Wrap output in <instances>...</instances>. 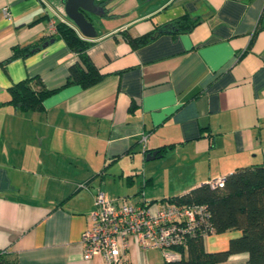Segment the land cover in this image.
Masks as SVG:
<instances>
[{
	"label": "crops",
	"instance_id": "1",
	"mask_svg": "<svg viewBox=\"0 0 264 264\" xmlns=\"http://www.w3.org/2000/svg\"><path fill=\"white\" fill-rule=\"evenodd\" d=\"M103 7L113 24H99L89 38L74 28L105 72L81 87L64 84L76 53L47 29L50 18L74 27L58 0H0V248L16 264H101L98 255L84 259L80 243L96 188L159 200L264 152V0H105ZM182 14L195 20L188 30L156 32L135 48L119 32L140 34ZM38 38L53 40L4 61L12 46ZM34 75L58 87L42 107L8 102L7 86ZM237 233L206 235L205 248L223 249ZM143 252L129 247L128 264H151ZM244 258L233 253L217 264Z\"/></svg>",
	"mask_w": 264,
	"mask_h": 264
},
{
	"label": "trees",
	"instance_id": "2",
	"mask_svg": "<svg viewBox=\"0 0 264 264\" xmlns=\"http://www.w3.org/2000/svg\"><path fill=\"white\" fill-rule=\"evenodd\" d=\"M104 5L105 0H98ZM102 15H111L102 11ZM194 19L186 14L179 15L167 22L155 25L140 34L132 35L126 29L119 31L131 48L148 42L154 32L184 31L193 24ZM49 36L61 37L68 47L76 53V59L67 67L64 84L76 83L81 87L91 85L105 74L90 59L87 48L90 41L79 36L75 29L62 20L55 21V32ZM47 39H36L22 45H14L4 59L26 55L45 44ZM34 80L38 85L32 86ZM58 87L47 88L37 75L21 78L9 86L8 102L21 110H37L42 107V99ZM162 145L158 151H162ZM117 196V195H116ZM114 197V196H110ZM176 203H202L208 211V221L214 232L237 230L238 233L227 238L226 247L207 250L205 235H191L180 246L181 256L175 259H161L151 264H217L228 255L244 252L240 264H264V152L258 162L235 167L223 176L222 186H211L207 181L199 183L184 192L163 197ZM0 264H16L14 254L0 248ZM128 264L127 260L126 263Z\"/></svg>",
	"mask_w": 264,
	"mask_h": 264
},
{
	"label": "built area",
	"instance_id": "3",
	"mask_svg": "<svg viewBox=\"0 0 264 264\" xmlns=\"http://www.w3.org/2000/svg\"><path fill=\"white\" fill-rule=\"evenodd\" d=\"M8 17L7 7L2 6ZM55 32V20L47 21ZM209 185L222 186L223 176L210 178ZM78 186L85 187L84 183ZM213 232L208 211L202 203H176L166 199L127 200L126 195L106 196L96 188L92 208L80 232L82 257L98 255L101 264H124L129 247L137 252L155 249L164 259L181 256L187 237Z\"/></svg>",
	"mask_w": 264,
	"mask_h": 264
},
{
	"label": "water",
	"instance_id": "4",
	"mask_svg": "<svg viewBox=\"0 0 264 264\" xmlns=\"http://www.w3.org/2000/svg\"><path fill=\"white\" fill-rule=\"evenodd\" d=\"M62 5L64 14L71 20L74 27L84 37H93L96 34L95 25L93 21L94 16H101L104 7L94 0H58ZM156 32L153 34L155 35ZM49 38L47 41H52ZM45 41V44L47 43ZM156 155V149L151 150L145 154V158H152Z\"/></svg>",
	"mask_w": 264,
	"mask_h": 264
},
{
	"label": "rangeland",
	"instance_id": "5",
	"mask_svg": "<svg viewBox=\"0 0 264 264\" xmlns=\"http://www.w3.org/2000/svg\"><path fill=\"white\" fill-rule=\"evenodd\" d=\"M144 2V1H143ZM142 2V3H143ZM110 4H114V3H112V2H108V5H110ZM122 4V3H121ZM107 5V6H108ZM128 5H129V3H128ZM142 6H145V2H144V4H141ZM104 9V8H103ZM122 12H123V10H122ZM122 17H124L123 15H121L120 17H118V18H122ZM101 19H104V20H101ZM114 20L115 19H112V20H107V19H105L104 18V16L102 15V16H97V18H96V20L94 21V25H95V27H97L99 24H104V26H109V25H111V24H113L114 23ZM135 196H137L136 197V199H130V198H127V200H137V199H140V198H142V195L140 194V193H138V194H136ZM227 231H230V230H227ZM227 231H222V232H210V233H207L206 235H217V234H221V233H223V232H227ZM205 235V236H206ZM204 239H205V237H204ZM206 245H207V243L205 244V247H206ZM145 255H146V258H147V260L150 262V263H155V262H157V261H159L160 259H161V256H160V254H159V252L157 251V250H155V249H150V250H147V251H145V252H143Z\"/></svg>",
	"mask_w": 264,
	"mask_h": 264
}]
</instances>
